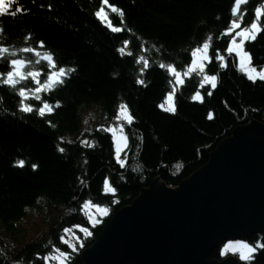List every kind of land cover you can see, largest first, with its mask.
<instances>
[{
    "label": "trees",
    "instance_id": "16d2710c",
    "mask_svg": "<svg viewBox=\"0 0 264 264\" xmlns=\"http://www.w3.org/2000/svg\"><path fill=\"white\" fill-rule=\"evenodd\" d=\"M262 1L240 5L244 22L255 17L254 9ZM15 3L27 11L0 16V43L23 46V35L31 32L33 41H45L58 65L75 71L63 85L42 93L41 101H26L34 105L31 112L21 111L17 94L0 86V264H45L43 256L54 247L69 253L67 264H82L80 252L93 243L115 211L129 205L153 179L176 187L208 161L210 152L235 127L264 123V81L249 80L236 55L225 51L230 37L223 30L233 19V0ZM109 4L120 8L123 16L112 12ZM101 8L107 14L104 21L95 15ZM260 19L264 21V16ZM109 22L120 30L112 31ZM204 39L210 43L204 69L216 74V87L200 85L196 73L184 77L173 92L175 111L169 112L162 104L172 79L159 65L173 63L183 69L191 60V49ZM244 48L253 66H264V29L245 41ZM217 56L224 57L225 67H220ZM138 57L149 61L143 73ZM138 77L143 83H137ZM198 90L202 98L192 100ZM44 99L53 110L40 115L36 109ZM121 102L134 116L123 127L124 166L117 162L112 135L98 128L113 121ZM21 160L22 165L17 163ZM105 178L115 192L104 190ZM84 201L107 209L94 225L81 209ZM32 209L43 213L47 227L42 235L25 241L18 225ZM72 226L88 232L80 235L75 248L60 240L63 230ZM246 241L256 251L239 264H264V247L256 243L264 245V231ZM207 257L222 258L219 247Z\"/></svg>",
    "mask_w": 264,
    "mask_h": 264
},
{
    "label": "water",
    "instance_id": "95a60500",
    "mask_svg": "<svg viewBox=\"0 0 264 264\" xmlns=\"http://www.w3.org/2000/svg\"><path fill=\"white\" fill-rule=\"evenodd\" d=\"M264 231V123L235 127L176 187L159 178L119 208L82 264H238L208 259L224 239Z\"/></svg>",
    "mask_w": 264,
    "mask_h": 264
},
{
    "label": "snow or ice",
    "instance_id": "6c2138e0",
    "mask_svg": "<svg viewBox=\"0 0 264 264\" xmlns=\"http://www.w3.org/2000/svg\"><path fill=\"white\" fill-rule=\"evenodd\" d=\"M246 0H233V4L230 8L231 15L234 17L230 20V26L226 27L223 31L225 34L232 33L233 29H237L231 39L228 40L227 48L225 51L228 53H235L236 56L240 58L239 68L241 71L247 74L249 80L255 81L257 78L264 81V66L260 67L257 70L256 67L250 66L249 61V52L245 50L244 43L245 41L254 40L258 32H261L264 29V21H261V17L264 16V2L258 4L255 9V17L251 20L250 24L240 27V18L243 17V12L239 11L240 5L244 4ZM102 3H107V0H102ZM112 12L120 13L123 16V11L116 7L113 4L108 5ZM27 9L22 8L19 4L15 3V0H0V16H12L15 17L22 12H26ZM95 15L100 18L102 21L107 19V14L104 13L103 8L97 10ZM108 27L112 31H119V28L113 27L112 23H108ZM239 37V40H237ZM23 41L26 43L23 46H12L7 43H0V86H5L7 89L13 90L17 96L20 98L18 103V108L23 112H31L34 110L33 103L26 102L30 98L35 101H41L42 93H49L50 91L56 89L58 86L63 85L68 76L75 71L72 67H66L63 65H58L54 53L51 50H48L45 47V41L43 39L32 40V34L29 32L22 37ZM127 44L128 41L123 42ZM143 47V46H141ZM210 43L208 39H204L202 43L191 49V56L193 57L191 63L187 64L183 69L178 70L173 63L160 64L162 68H166L167 72L174 77L176 85L184 83L182 77H188L192 73H197L202 76L200 80V85H211L213 88L216 87V74H208L204 71L203 61L208 60L210 57L208 55V49ZM123 51V49H121ZM217 60L220 61V67H225L224 57L217 56ZM138 62L142 61L143 66L140 67L139 71L143 73L149 67V61L143 57L137 58ZM30 81L33 86L29 87L25 83ZM173 81H169L172 83ZM137 83H143L139 77L137 78ZM172 96L173 92L170 91L166 97L169 107L168 111L173 112L175 108L172 106ZM200 92L197 91L191 96L192 100H199ZM54 105L58 107L60 101L57 100L54 102ZM40 115H43L45 112H51L53 110V104H50L47 99H44L38 109H36ZM212 113L209 112V116ZM117 123L109 125L107 131L112 132V138L116 141V157L117 162L124 166V159L120 158L121 145L126 143V137L123 133L119 138L116 137L115 129L122 130L127 124H131L134 120V116L130 113L127 105L123 102L117 108V114L113 117ZM104 125H98V128L104 129ZM81 144H85L86 140H80ZM88 146H92V142H87ZM59 151L63 152V148H59ZM126 155V154H125ZM18 164L22 165L23 161H17ZM36 164H32V168L35 169ZM105 191L115 192L116 189L109 186V181L107 178L104 180ZM85 205H89V201H84ZM91 207H94L100 214H105L107 209L98 204H92ZM91 219V217H89ZM95 223V221H93ZM86 235L88 234L87 229H81ZM67 231V229H64ZM60 240L64 241V237L61 236ZM240 245L239 249L233 248L232 251H239V258L241 260H250L252 259L251 253L256 251L252 245L244 242L237 241ZM260 247V242H256ZM227 248V245H225ZM54 253H47L43 256L45 264H48L49 259L55 261L56 264H67L69 258V253L61 251L60 248L54 247ZM224 254V250L221 249V255ZM37 255H39L37 253Z\"/></svg>",
    "mask_w": 264,
    "mask_h": 264
},
{
    "label": "rangeland",
    "instance_id": "374dc122",
    "mask_svg": "<svg viewBox=\"0 0 264 264\" xmlns=\"http://www.w3.org/2000/svg\"><path fill=\"white\" fill-rule=\"evenodd\" d=\"M263 2H264V1H263ZM241 12H243V11H241ZM250 22H251V21L244 22V21H243V17H241V18H240V27H244V26L250 24ZM229 26H230V25H229ZM237 30H238V28H237V29H233V32H232V33H228L230 39H231L232 35H234L235 31H237ZM230 39H229V40H230ZM237 40H239V37H237ZM234 54H235V53H234ZM235 55H236V54H235ZM236 57H237V60H238V66H239V64H240V58H239L238 56H236ZM192 59H193V57L191 58V61H192ZM206 61H207V60L203 61L204 65H205V62H206ZM190 63H191V62H190ZM188 64H189V63H188ZM249 64H250V66H253V65L250 63V61H249ZM185 67H186V66H185ZM204 68H205V66H204ZM256 68H257V67H256ZM257 70H259V68H257ZM204 71H205V69H204ZM244 73H245V72H244ZM196 74H197V73H196ZM245 74H246V73H245ZM169 75H170V74H169ZM197 75L199 76V78H200V80H201V79H202V76L199 75V74H197ZM246 75H247V74H246ZM182 78H184V77H182ZM171 79H172L173 82L171 83L170 90L168 91V93H169L170 91L174 92L175 88L178 86V85H176V83H175V79H174L173 76H171ZM198 91L200 92V90H198ZM196 92H197V91H196ZM196 92H195V93H196ZM168 93L166 94V97H167ZM195 93H193V94H195ZM193 94H192V95H193ZM200 97L202 98V93H201V92H200ZM172 100H173V96H172ZM162 106H163L164 108L168 109L169 104H168V101L166 100V98H165V100H164ZM116 114H117V109H116L115 116H116ZM110 123H111V124H110ZM110 123H109V125H113V127H114L115 124L117 123V121H115V120L113 119V121H111ZM109 125H108V126H109ZM104 129L107 130L106 127H104ZM115 131H116V137H117V138H119L120 135L123 133V129H122V130H120V129H115ZM110 133H111V135H112V132H110ZM123 135H124V133H123ZM112 139H113V138H112ZM113 143H114L115 155H116V141L113 140ZM125 147H126L125 144H122V145H121V152H120V158H121V159L124 158ZM89 202H90L89 205H85V204L83 203L81 209H82L83 213L85 214V216L87 217V219L89 220V222H90L91 224H94L93 221H95V223L98 222V221L101 219V217H103L106 213H105V214H100V213H99L94 207H91L92 204H97V203H93V202H91V201H89ZM98 205H99V204H98ZM103 207H104V206H103ZM89 217H91V219H89ZM46 224H47V221H45L43 213H42L40 210L37 211L36 209H32V210L27 211L26 218H25L23 221H21V223L18 225V227H20V228L22 229L21 231L24 232V235H22V236H23L24 240L27 241V240H29V239H33V238H35V237H37V236H39V235H42V234L46 231V227H47ZM65 229H67V231H64V230H63V232H62V236L64 237V241H66V243H67L70 247L75 248V245H76L77 241L79 240L80 235H84V234H85V233L81 230V229H83V228H82V227L80 228V227H78V226H72V227H68V228H65ZM237 241H244V242H246V243H248V244H250V245L253 246V244H251V243H249V242L246 241V238H231V239H224L223 241H221L220 243H218L217 246H216V247H219V252H220V254H221V249L224 250V254L221 255L222 258H223L224 256H227V255H232V256H233L235 259H237L238 261L241 260V259L239 258V251H236V252H233V251H232L233 248H237V249H239L240 245H238V244L236 243ZM225 245H227V248H225ZM253 247H254V246H253ZM214 248H215V247H214ZM214 248H213V249H214ZM50 253L55 254L54 251H52V252H50ZM208 254H209V253H208ZM251 255H252V253H251ZM208 259H209V258H208ZM219 259H220V258H219ZM219 259H217V260H219ZM54 263L56 264V262H55V261H52L51 258H50L49 261H48V264H54Z\"/></svg>",
    "mask_w": 264,
    "mask_h": 264
},
{
    "label": "bare ground",
    "instance_id": "6f19581e",
    "mask_svg": "<svg viewBox=\"0 0 264 264\" xmlns=\"http://www.w3.org/2000/svg\"><path fill=\"white\" fill-rule=\"evenodd\" d=\"M200 92H201V91H200ZM119 105H120V104H119ZM119 105H118V106H119ZM117 108H118V107H117ZM117 108H116V109H117ZM115 113H116V112H115ZM110 124H111V123H110ZM105 127L107 128V127H108V125H105ZM105 130H106V129H105ZM108 132H109V131H108ZM124 136H125V135H124ZM125 146H126V143H125ZM123 159H124V158H123ZM173 188H174V187H173ZM86 218H87V217H86ZM87 221H88V223H89L90 225H94V224H96V223H97V222H96V223H94V224H91V223L89 222V220H88V219H87ZM219 260H221V258H220ZM238 264H239V261H238Z\"/></svg>",
    "mask_w": 264,
    "mask_h": 264
}]
</instances>
